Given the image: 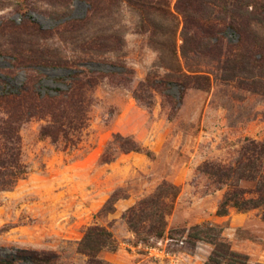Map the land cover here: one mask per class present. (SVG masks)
I'll return each instance as SVG.
<instances>
[{"label": "rangeland", "instance_id": "rangeland-1", "mask_svg": "<svg viewBox=\"0 0 264 264\" xmlns=\"http://www.w3.org/2000/svg\"><path fill=\"white\" fill-rule=\"evenodd\" d=\"M18 1L23 12L32 8L37 23L51 32L29 39L28 48L37 55L84 60L94 71L122 65L133 71V79L129 86L117 87L103 80L95 92L90 125L75 147L40 140L42 122L22 129L28 174L12 189L0 191V256L18 249L47 251L60 256L56 264H86L78 243L87 228L97 224L109 227L117 240V250L102 255L112 264H207L217 249L227 248L245 257V264H264L262 211L231 209L219 216L224 190L209 188L210 181L198 171L207 161L233 162L248 138L264 141V93L242 89L237 79L227 80L222 64L185 58L178 0H98L94 14L81 1L69 10L57 3L50 6L47 0ZM251 1L257 6L264 3L226 0L224 7L213 2L206 8V18L221 22L235 13L250 16L257 36L264 39V18L250 15L253 6L246 4ZM11 13L0 10V21L11 18L20 23L21 14ZM85 18L83 26H65ZM8 36H0V52L8 49ZM107 37L114 46L120 40L121 50L83 49L91 42L102 44ZM9 66L8 59L0 57V68ZM181 72L208 73L213 86L209 91L187 90L178 106L159 93L147 97L149 106L134 97L149 75L164 78ZM33 73L20 70L10 75L9 87L0 86V95L18 90ZM43 73L48 85L64 75L56 69ZM116 134L133 137L144 151L103 164L101 158ZM163 183L176 186L179 194L167 216L165 236L144 242L146 236H137L124 215ZM114 194L119 198L114 211L103 212ZM238 262L244 264L243 259Z\"/></svg>", "mask_w": 264, "mask_h": 264}, {"label": "trees", "instance_id": "trees-1", "mask_svg": "<svg viewBox=\"0 0 264 264\" xmlns=\"http://www.w3.org/2000/svg\"><path fill=\"white\" fill-rule=\"evenodd\" d=\"M47 1L50 6L57 3L67 10L75 1H81L87 4L91 14L99 8L98 0ZM213 2L224 7L227 5L226 0L177 1L176 10L183 18L182 54L185 58L194 57L222 64L227 80L237 79L242 89L264 93V39L257 36L250 16L235 13L221 22L206 18V8ZM21 3L18 0H0V10H10L11 15L21 14L23 18L20 23L11 18L0 21V36L9 35L8 49L0 52V57L8 59L10 64L8 68H0V86L9 87L12 80L10 75L20 70L34 72L26 77L18 90L4 91L0 95V191L12 189L28 174V166L22 155L21 137L26 125L34 121L42 122L40 140L75 147L90 125L91 110L96 102L95 92L103 80L117 87L129 86L133 79V71L126 66L111 64V71H94L89 65L91 62L84 60L69 62L37 55L31 46L28 48L31 44L29 39L51 32L44 31L37 23L32 8H25L23 12ZM250 5L253 6L250 15L260 14L264 18V3L261 6H257L254 1L246 4ZM86 22V18L70 20L65 26L73 28L83 26ZM70 31L74 32L73 29ZM111 40L112 37H107L99 45L91 42L83 49L102 53L120 51L121 41H117L114 46ZM44 69L60 70L64 75L54 78L52 85H48ZM212 86L213 80L208 73L181 72L164 78L149 75L133 94L145 106L151 104L147 97L153 98L155 93L178 106L187 90L209 91ZM143 151L144 148L133 137L116 134L101 162L109 164L119 155ZM198 171L210 181L209 188L224 190L219 216L227 215L231 209L242 213L261 210L264 220V141L248 138L237 150L233 162L224 164L207 161ZM178 194L176 186L163 183L154 195L125 213L124 218L130 229L139 237L145 235L144 242L149 238H163L167 230V216L171 214ZM117 200L119 198L114 194L103 212L112 213ZM117 248V240L110 228L97 224L88 227L78 243V253L87 258L86 264H112L102 255L105 251L115 252ZM59 258L53 252L18 249L7 256H0V264H56ZM240 259L246 263L245 257L230 251V248L217 249L207 264H236Z\"/></svg>", "mask_w": 264, "mask_h": 264}]
</instances>
